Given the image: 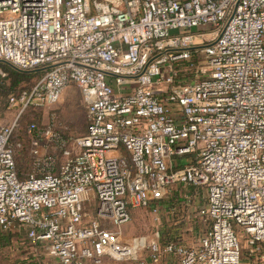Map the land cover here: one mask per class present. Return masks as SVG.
<instances>
[{"label": "built area", "instance_id": "obj_1", "mask_svg": "<svg viewBox=\"0 0 264 264\" xmlns=\"http://www.w3.org/2000/svg\"><path fill=\"white\" fill-rule=\"evenodd\" d=\"M0 60L42 71L9 95L0 126V233L54 264L129 260L139 247L155 263L264 264V0H0ZM72 85L87 131L71 140L31 122L33 172L20 178L21 117ZM175 184L206 190L196 244L132 251L105 226L131 208L157 213Z\"/></svg>", "mask_w": 264, "mask_h": 264}, {"label": "rangeland", "instance_id": "obj_2", "mask_svg": "<svg viewBox=\"0 0 264 264\" xmlns=\"http://www.w3.org/2000/svg\"><path fill=\"white\" fill-rule=\"evenodd\" d=\"M37 74L33 76L29 81L34 80ZM24 84H26V82H24ZM12 116V111L9 109L8 103L7 101H5V97L0 96V126L9 123L12 119ZM32 119H37V121ZM31 122L37 123L41 128L52 125L55 122V126L60 131V133H62L65 139L70 138L72 140L82 135L86 127V105L83 102L80 88L76 85H72L65 89L60 102L56 106H54L53 109H30L26 111L19 121V127L16 132V136L14 137V141L19 140V135L23 134V129L25 128L26 124H30ZM43 148L41 153L45 152ZM17 155H19V169L22 170L27 165L28 158L27 155L25 153H22L21 151H17ZM58 160L61 162L60 157ZM187 161L188 160H185L184 163H186ZM26 171H28V173L33 172V168ZM172 193H177V196L179 195L178 199L180 202L179 206H181L180 208H183L184 206L188 207L186 212H184V210H180L179 207H176V209L173 210L178 211L177 217L186 218L188 216L190 218V221H188L186 227V230L189 231H187V234H185L183 238L185 240L184 244L188 246L194 245L196 244L199 235H195L193 225L195 222L199 221L196 216L199 217L198 209L200 206L205 204L206 190L204 188L201 190L199 188L191 190L189 185L175 184L164 196L165 199L167 200V197L172 195ZM170 198L171 197H169L168 200H170ZM96 204L97 202L94 198H91V200L86 202L85 204L86 211L91 217H94L96 215ZM166 216H168V213L165 210L161 211V209H159L158 212L155 213L150 208H137L132 210L131 219L128 222L121 225L105 223V226L113 231L119 232L121 241L125 245H134L133 243L135 242L134 247H132L133 251L135 249V246L139 245V242H141L140 244L143 245L144 243L148 244L149 242L156 240L157 238L159 240L161 225L163 223L164 217ZM201 222L202 223L200 225L204 227L202 219ZM235 228L237 229V232L240 235L241 242L244 246V254L245 256H247L249 254V249L245 246L246 243L244 240L243 230L236 225ZM16 238L17 237L13 238V243H15ZM142 249L143 250H141L140 247L136 249L137 253L135 255H137V257L135 258L129 260H115L110 257H105L101 264H164L163 262L155 263L151 261V259L147 258L146 256L147 253L145 252V250L147 251L148 249ZM24 254L25 252L22 253L20 247L15 245H7L4 249L0 247V264H16L12 259H14L15 256L18 257ZM41 258L45 261L44 263L52 262L53 260L48 255H41ZM254 260H257V262L261 261V259L256 258Z\"/></svg>", "mask_w": 264, "mask_h": 264}, {"label": "trees", "instance_id": "obj_3", "mask_svg": "<svg viewBox=\"0 0 264 264\" xmlns=\"http://www.w3.org/2000/svg\"><path fill=\"white\" fill-rule=\"evenodd\" d=\"M3 73H5V75H3ZM36 74L37 76L34 78V80L29 81ZM41 75H42V71L36 70V71H30V72H23V71H20L14 68L13 66H11L10 64L6 62L0 61V96L5 97V101H7L8 103L9 101L8 97L10 94H18L23 89L31 87L32 84ZM24 82H26V84H24ZM32 120L37 121V119H32ZM27 124L25 128L23 129L24 130L23 134L19 135V140L22 142V147L18 151L25 153L28 158L27 165L22 170L19 169V162H18L19 155L16 154V166H17V171H18V175L20 178H25L28 174V171L26 170H30L33 168V158L32 156L30 157L31 154L29 155L30 148H31V138H30V134L27 132V127L29 125ZM86 131H87V123H86L84 133ZM56 164L57 165L60 164V161L58 159L56 161ZM186 185H189L191 190L198 189V188L200 190L203 189L201 186H198V185H191V184H186ZM178 196H177V193L175 194L172 193V195L167 197L168 199L169 197H171L170 200L167 199L168 200L167 201L165 197H163L159 201H156L161 211L165 210L168 213V216L164 217L163 223L160 229L159 241L162 245L166 244L167 242H172V241L182 242L184 240L183 238L184 235L187 234V231H189V230H186V227H187L188 221H190V218L188 216L186 218L177 217L178 211L173 210V209H176V207H179V208L181 207L179 206L180 202H179ZM156 203H153L152 206L156 205ZM184 207L180 208V210L182 211L184 210V212H186L188 207H185V208ZM132 210H134V208H131V212ZM196 218L199 221L194 223L193 229L195 230L194 232L200 236L203 231V228L200 225L201 218L198 216H196ZM14 237H17L15 243H13ZM28 243L29 241L26 238L19 235L18 233H9V234L0 233V247L1 248L4 249L7 245H10V246L15 245V246L20 247V249L22 250V253L25 252L24 255H20L18 257L15 256L14 259H12L15 261L16 264H46L44 263L45 261L41 258L42 254L38 253L37 255H33L31 251V247H29ZM161 262L165 264L164 260Z\"/></svg>", "mask_w": 264, "mask_h": 264}, {"label": "crops", "instance_id": "obj_4", "mask_svg": "<svg viewBox=\"0 0 264 264\" xmlns=\"http://www.w3.org/2000/svg\"><path fill=\"white\" fill-rule=\"evenodd\" d=\"M201 223H202V222L200 221V224H201ZM201 227H202V226H201ZM202 228H203V231H204V227H202ZM203 231H202V232H203ZM188 234H189V233H188ZM195 235H196V233H195ZM180 242H181V241H180ZM184 242H185V240H183V243H184ZM50 263H51V264H54L53 261L50 262ZM55 264H59V263L57 262V263H55Z\"/></svg>", "mask_w": 264, "mask_h": 264}, {"label": "water", "instance_id": "obj_5", "mask_svg": "<svg viewBox=\"0 0 264 264\" xmlns=\"http://www.w3.org/2000/svg\"><path fill=\"white\" fill-rule=\"evenodd\" d=\"M0 61L6 62V63L10 64L11 66H13L14 68H16L13 64H11V63L8 62V61H4V60H0ZM16 69H18V68H16ZM18 70H19V69H18ZM20 71H21V70H20Z\"/></svg>", "mask_w": 264, "mask_h": 264}]
</instances>
